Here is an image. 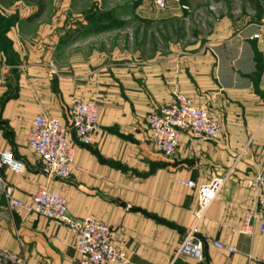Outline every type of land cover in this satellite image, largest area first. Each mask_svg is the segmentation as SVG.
<instances>
[{"label":"crops","instance_id":"obj_1","mask_svg":"<svg viewBox=\"0 0 264 264\" xmlns=\"http://www.w3.org/2000/svg\"><path fill=\"white\" fill-rule=\"evenodd\" d=\"M23 1L0 0V144L25 163L22 173L0 168L13 197L33 204L41 186L61 193L70 217L111 227L128 264H264V212L256 203L264 189L249 186L264 170V0H199L205 31L151 57L100 50L78 29L69 32L73 25L33 17L38 8ZM188 2L166 11L182 15ZM178 95L205 107L221 130L216 140L184 132L167 155L147 115ZM74 99L98 104L99 125L88 145L70 133L71 177H49L29 145L30 128L39 114L67 124ZM214 176L225 183L197 222V190L179 180L203 184ZM248 210L256 214L253 231L243 233ZM191 230L204 242L202 260L176 257ZM0 248L19 253L24 264L79 258L68 225L13 206L1 183Z\"/></svg>","mask_w":264,"mask_h":264},{"label":"built area","instance_id":"obj_2","mask_svg":"<svg viewBox=\"0 0 264 264\" xmlns=\"http://www.w3.org/2000/svg\"><path fill=\"white\" fill-rule=\"evenodd\" d=\"M158 8H166L167 0H155ZM264 27V26H263ZM68 123L45 114L37 115L31 125L28 140L33 151L39 156L42 167L49 177L68 179L73 173L75 144L70 139L74 132L80 144L88 145L99 125V106L95 101L74 99L66 110ZM150 132L155 145L161 152L171 155L175 152L181 135L189 132L193 136L216 140L220 134L219 122L212 118L209 111L194 105L186 96L178 95L174 104L152 109L147 115ZM2 132L0 131V140ZM8 167L16 173L25 170L24 161L8 147L0 144V168ZM1 179V178H0ZM225 176H214L208 182L198 184L195 180H179L185 186L194 188L198 194V206L195 210L197 222L207 214L212 202L225 183ZM6 197L15 207L33 211L48 219L68 225L77 235L78 264H128L129 258L124 248L115 244L112 229L106 223L94 219H75L68 215L66 198L59 192L41 186L34 196L33 204L13 197L14 187L0 180ZM256 190L264 189V170L249 181ZM259 210L264 212V195L257 199ZM254 210H248L240 232L253 231ZM260 231L264 232V214L259 216ZM230 252L235 248L228 247ZM190 256L202 260L204 242L191 230L180 243L176 257ZM0 264H24L23 257L14 251L0 248ZM174 264V261L171 262Z\"/></svg>","mask_w":264,"mask_h":264},{"label":"rangeland","instance_id":"obj_3","mask_svg":"<svg viewBox=\"0 0 264 264\" xmlns=\"http://www.w3.org/2000/svg\"><path fill=\"white\" fill-rule=\"evenodd\" d=\"M177 1L167 0L166 8H158L155 0H24L23 3L38 8L33 17L75 26L69 32L78 29L80 39L89 37L100 50L126 49L132 55L151 57L167 53L173 42H187L205 31L200 1L189 0L182 15H169L166 10Z\"/></svg>","mask_w":264,"mask_h":264},{"label":"trees","instance_id":"obj_4","mask_svg":"<svg viewBox=\"0 0 264 264\" xmlns=\"http://www.w3.org/2000/svg\"><path fill=\"white\" fill-rule=\"evenodd\" d=\"M40 13V12H39Z\"/></svg>","mask_w":264,"mask_h":264}]
</instances>
